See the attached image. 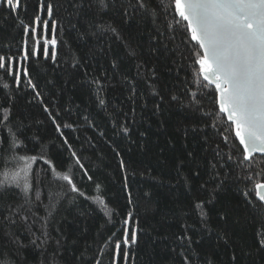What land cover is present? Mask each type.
<instances>
[{
	"label": "trees",
	"instance_id": "obj_1",
	"mask_svg": "<svg viewBox=\"0 0 264 264\" xmlns=\"http://www.w3.org/2000/svg\"><path fill=\"white\" fill-rule=\"evenodd\" d=\"M105 4L22 0L12 11L0 0V56L15 58L13 75L0 70V120L10 113L0 139L7 148L11 130L26 146L18 154L38 157L27 197L0 188V264H264L255 188L264 183V157L243 161L231 124L216 115L186 22L176 23L171 0ZM25 41L37 51L26 62ZM21 65L29 75L21 70L17 83ZM45 160L86 196L54 179Z\"/></svg>",
	"mask_w": 264,
	"mask_h": 264
},
{
	"label": "snow or ice",
	"instance_id": "obj_2",
	"mask_svg": "<svg viewBox=\"0 0 264 264\" xmlns=\"http://www.w3.org/2000/svg\"><path fill=\"white\" fill-rule=\"evenodd\" d=\"M6 2L10 10L19 11L22 0H6ZM99 2L107 6L105 0ZM137 2L141 8L146 7L145 0H137ZM171 3L174 5L176 16L180 18L176 23L186 22L188 39L193 42L194 64L199 65L197 77H202L203 81L207 82L202 85L205 90L215 86V103L218 105L216 115L222 114L230 122L234 138L239 141V146L243 149V161H249L256 153L264 154V0H171ZM43 7L41 3V8ZM46 7L51 17L53 6L48 4ZM35 19L39 21L41 18L37 15ZM43 23L47 27L48 21ZM55 29L56 23L53 21V33ZM107 30L117 34V39H120L115 28L109 27ZM29 32L35 36L36 29L25 26V34ZM49 43L56 44L55 36L51 41H45V57L49 55ZM36 55V49L29 50L25 41V47L20 51V59L26 62ZM51 55L55 59L54 47ZM14 62V57L0 56V70L6 69L8 75H13ZM21 70L24 76L29 75L27 69L21 65L14 73L17 83L21 78ZM197 82L199 83V79ZM29 83L31 84V80ZM7 86L4 84L5 88ZM99 104L104 106V99H99ZM45 111L48 109L45 108ZM9 115L8 110H5V117L0 120V125L5 124ZM213 126L215 127V124ZM121 130L125 134L129 131L126 126H122ZM57 131H60L59 125ZM224 139L227 143L228 137L225 136ZM3 144V140L0 139V160L6 165L5 168L0 169V188L15 187L27 197L33 189L31 182L33 164L38 157L19 155V149L26 146L11 130H9L8 147L5 148ZM72 155L76 154L73 152ZM229 159L232 157L230 156ZM12 162H15V166L7 167ZM45 163L50 164L54 179L67 182L72 193L86 196L85 192L77 187L73 176L58 171L51 161L45 160ZM76 163L79 164V160ZM121 166L123 167V162ZM246 178L252 179V177ZM89 180H91L90 176ZM255 188L256 196L264 202V183H255ZM96 189L99 191L100 185L97 184ZM36 199H40L39 191H36ZM94 200L106 207L105 200L101 196H95ZM200 207L201 205L197 204V208ZM127 236L125 229V245L129 243ZM136 240L137 234L133 230L131 243H135ZM260 244L264 247V239ZM120 247L121 244L117 241L116 248ZM124 255L127 257V251Z\"/></svg>",
	"mask_w": 264,
	"mask_h": 264
},
{
	"label": "water",
	"instance_id": "obj_3",
	"mask_svg": "<svg viewBox=\"0 0 264 264\" xmlns=\"http://www.w3.org/2000/svg\"><path fill=\"white\" fill-rule=\"evenodd\" d=\"M212 87H214V89H215V86L213 85ZM225 118H226V120H227V117L225 116ZM227 122L228 123H230L228 120H227ZM253 156H260V157H264V154H260V153H256V154H254ZM251 159V158H250ZM256 191H257V189H256ZM256 198H258L257 196H256ZM258 200H259V198H258ZM260 201V200H259ZM261 202V201H260ZM262 203V205H263V208H264V202H261Z\"/></svg>",
	"mask_w": 264,
	"mask_h": 264
}]
</instances>
